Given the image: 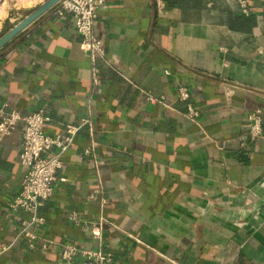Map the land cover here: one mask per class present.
Wrapping results in <instances>:
<instances>
[{
	"label": "crops",
	"instance_id": "crops-1",
	"mask_svg": "<svg viewBox=\"0 0 264 264\" xmlns=\"http://www.w3.org/2000/svg\"><path fill=\"white\" fill-rule=\"evenodd\" d=\"M37 1L26 17L48 0ZM59 2L0 49V107L42 111L51 137L85 120L91 132L62 154L34 238L21 233L31 214L9 207L25 173L22 123L0 141V264H65V243L115 264H264V0L247 15L232 0H107L94 62Z\"/></svg>",
	"mask_w": 264,
	"mask_h": 264
},
{
	"label": "built area",
	"instance_id": "built-area-1",
	"mask_svg": "<svg viewBox=\"0 0 264 264\" xmlns=\"http://www.w3.org/2000/svg\"><path fill=\"white\" fill-rule=\"evenodd\" d=\"M247 15L249 12V0H232ZM107 7V0H61L58 4L57 14H70L74 21L75 30L80 38L82 49L89 55L92 62L96 58L103 59L106 47L103 40L96 33V13ZM159 10L162 6L157 4ZM93 83L98 84L96 76ZM151 104L164 105L162 98L147 96ZM176 99L179 102H187L190 93L184 86L176 89ZM165 106V105H164ZM6 105L0 107V141L9 136L19 123H22V144L19 153V163L25 169L20 188L10 203L11 212H23L31 214L30 220L22 222L21 233L29 238L34 236L27 230L32 224H43L45 219L38 214L44 205L54 195V183L57 173L62 168L61 156L69 149L76 138L79 129L87 126L91 132L89 120L81 122L78 126H67L62 133L54 137L46 135L43 130L47 118L42 111L21 116L12 110L5 112ZM186 117L191 121H197L199 112L187 105ZM249 136L255 140L262 136L263 113L257 109L248 114ZM88 153V152H85ZM96 191L88 194V200H94ZM70 219L78 223V218L72 214ZM102 221L99 222L101 224ZM82 258L81 264H115L114 255L110 251L102 249H82L69 243L62 246L61 260L65 264H73L75 258Z\"/></svg>",
	"mask_w": 264,
	"mask_h": 264
},
{
	"label": "rangeland",
	"instance_id": "rangeland-1",
	"mask_svg": "<svg viewBox=\"0 0 264 264\" xmlns=\"http://www.w3.org/2000/svg\"><path fill=\"white\" fill-rule=\"evenodd\" d=\"M37 0H0V38L37 7Z\"/></svg>",
	"mask_w": 264,
	"mask_h": 264
},
{
	"label": "water",
	"instance_id": "water-1",
	"mask_svg": "<svg viewBox=\"0 0 264 264\" xmlns=\"http://www.w3.org/2000/svg\"><path fill=\"white\" fill-rule=\"evenodd\" d=\"M61 0H48L41 7L35 10L31 15L26 17L23 21L17 24L9 32L0 38V49L3 48L8 42H10L14 37H16L21 31H23L29 24H31L40 15L45 13L47 10L52 8Z\"/></svg>",
	"mask_w": 264,
	"mask_h": 264
}]
</instances>
